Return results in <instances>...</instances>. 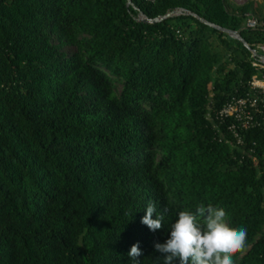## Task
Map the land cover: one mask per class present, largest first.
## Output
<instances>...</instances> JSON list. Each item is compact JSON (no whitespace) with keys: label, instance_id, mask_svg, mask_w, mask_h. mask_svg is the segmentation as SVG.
I'll list each match as a JSON object with an SVG mask.
<instances>
[{"label":"trees","instance_id":"obj_1","mask_svg":"<svg viewBox=\"0 0 264 264\" xmlns=\"http://www.w3.org/2000/svg\"><path fill=\"white\" fill-rule=\"evenodd\" d=\"M131 2L0 0V264H132L137 242L162 264L154 243L201 204L247 228L235 264H264V122L217 114L264 72V0ZM179 7L256 57L192 14L138 18ZM149 202L169 209L155 232Z\"/></svg>","mask_w":264,"mask_h":264},{"label":"clouds","instance_id":"obj_2","mask_svg":"<svg viewBox=\"0 0 264 264\" xmlns=\"http://www.w3.org/2000/svg\"><path fill=\"white\" fill-rule=\"evenodd\" d=\"M168 211L165 208L158 213L155 204L149 202L141 223L155 232L164 227ZM226 215L223 208L203 204L194 211H180L166 241L154 243L155 251L161 254L157 259L162 258V264H235L234 254L246 247L247 228L229 227ZM127 255L132 264H141L139 242Z\"/></svg>","mask_w":264,"mask_h":264},{"label":"built area","instance_id":"obj_3","mask_svg":"<svg viewBox=\"0 0 264 264\" xmlns=\"http://www.w3.org/2000/svg\"><path fill=\"white\" fill-rule=\"evenodd\" d=\"M232 4L241 5L249 0H229ZM262 22L258 20L254 11L248 10L245 12L244 26L256 27L261 25ZM262 54L256 57L252 63L264 67V43L260 44ZM249 90L240 95L231 96L220 110L218 117L224 119L225 117L234 118L239 122L241 128H249L258 124L261 120L264 122V72L259 75H252L248 81ZM260 116V121L258 119ZM229 128L233 131V136L237 142H241L240 137L236 130V125L232 121Z\"/></svg>","mask_w":264,"mask_h":264},{"label":"water","instance_id":"obj_4","mask_svg":"<svg viewBox=\"0 0 264 264\" xmlns=\"http://www.w3.org/2000/svg\"><path fill=\"white\" fill-rule=\"evenodd\" d=\"M127 3L128 4H133L131 2V0H127ZM179 13H186V14H192L194 16H196L197 18H199L200 20H202L203 22L209 24L210 26H213L217 29H220V30H223L225 32H227L230 36L238 39L239 41H241L243 43V45H245L248 49H251L252 53L253 54H256V51L254 49H252L248 44L247 42L244 40V38L239 34V32H237L236 30H232V29H228L226 27H223V26H220L218 24H215L211 21H208L204 18H202L201 16L197 15L196 13L194 12H191L187 9H184L182 7H179V8H175L173 10H170L168 12H166L165 14H161L159 16H155V17H147L141 10H138V18L144 22H155V21H159L165 17H168V16H171V15H175V14H179ZM264 61V59H263Z\"/></svg>","mask_w":264,"mask_h":264},{"label":"rangeland","instance_id":"obj_5","mask_svg":"<svg viewBox=\"0 0 264 264\" xmlns=\"http://www.w3.org/2000/svg\"><path fill=\"white\" fill-rule=\"evenodd\" d=\"M73 48L71 46H65L66 51H71Z\"/></svg>","mask_w":264,"mask_h":264}]
</instances>
